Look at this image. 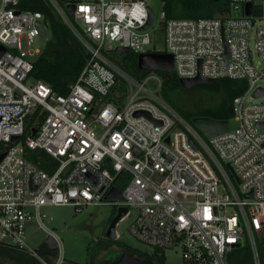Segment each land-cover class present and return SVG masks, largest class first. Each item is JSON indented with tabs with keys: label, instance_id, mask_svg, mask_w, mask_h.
I'll return each mask as SVG.
<instances>
[{
	"label": "built area",
	"instance_id": "built-area-1",
	"mask_svg": "<svg viewBox=\"0 0 264 264\" xmlns=\"http://www.w3.org/2000/svg\"><path fill=\"white\" fill-rule=\"evenodd\" d=\"M49 1L89 58L67 94L36 81L31 73L45 48L37 45L44 38L38 24L48 30L45 17L22 9V0H0V246L49 264L27 244L30 220L45 228L42 208L113 205L136 209L132 235L163 251L179 247L183 264H229L247 244L253 264H262L264 102L256 101L264 94L255 95L264 93V0H227L230 10L219 17L165 22L162 53L173 56L180 80L247 83L232 104L238 127L212 138L147 89L151 80L160 89V76L138 80L110 57L117 48L161 53L150 50L151 28L143 30L146 0H64L76 7L73 20L60 0ZM28 150L37 163L26 158ZM44 158L47 170L40 167ZM115 190L121 199L112 198ZM48 233L59 247L60 237ZM64 263L63 253L55 257L54 264Z\"/></svg>",
	"mask_w": 264,
	"mask_h": 264
},
{
	"label": "trees",
	"instance_id": "trees-1",
	"mask_svg": "<svg viewBox=\"0 0 264 264\" xmlns=\"http://www.w3.org/2000/svg\"><path fill=\"white\" fill-rule=\"evenodd\" d=\"M161 1L163 3L164 22L173 18H215L228 13L230 10L227 0ZM21 8L42 13L51 33L43 52L34 62L31 77L36 81L48 84L58 94H67L88 61V50L49 0H22ZM66 13L70 20H73V17L68 12ZM110 57L122 70L138 80H143L150 74V72L139 69L138 55L133 52L114 53ZM156 73L162 78L159 93L161 98L190 124L196 117L229 121L233 117L232 104L234 98L243 94L247 89V83L244 80L223 79L217 80L213 84L197 85L186 90L181 86L180 79L175 72L158 71ZM116 87L126 94L124 83L119 81ZM194 90H196L194 94L185 95V92H194ZM33 121L34 117L30 122ZM1 152H4L2 146H0ZM37 156L36 152L27 151L26 158L34 163H37ZM45 161L46 158L43 159L40 167L47 170ZM120 189L122 190L121 184ZM263 246L262 244L259 245V250L264 264ZM125 249L128 250V254L136 256L138 259L151 261L154 264L166 263L165 252L161 249L154 248L152 254L131 247ZM51 260L54 264L55 258L53 257ZM0 264H41V262L26 253L0 246ZM229 264H253L249 245L234 250L230 255Z\"/></svg>",
	"mask_w": 264,
	"mask_h": 264
},
{
	"label": "rangeland",
	"instance_id": "rangeland-1",
	"mask_svg": "<svg viewBox=\"0 0 264 264\" xmlns=\"http://www.w3.org/2000/svg\"><path fill=\"white\" fill-rule=\"evenodd\" d=\"M146 1L155 14V22L150 29L152 37L150 50L162 52L166 49L165 22L162 11L163 3L161 0ZM60 5L65 12H68L66 3L60 1ZM261 25L264 26V22ZM50 36L51 33L48 28L46 37L37 39V45L43 48L50 39ZM259 61L258 57H255V63L262 69L263 66ZM126 73L129 74L128 72ZM150 75L159 76L156 72L150 73ZM260 84L264 86V78ZM147 89L155 92V95L162 100L159 94L160 89L155 81L151 80L147 84ZM195 92L196 90L194 92H185V95L194 94ZM128 96H130V93ZM256 102H264V98ZM173 119L176 125H178L177 119L175 117ZM229 122L231 129L238 127V122L233 117ZM192 123L189 124L199 131L194 123ZM226 169L230 172L227 166ZM119 209L120 207L113 205L87 206L79 211L69 205L42 208V222L45 228L40 227L37 218H33L28 222V247L37 251L40 258L49 264H52L53 260L51 259L53 257L55 258L61 253H63L65 259L64 264H114L122 258L125 251L128 252L125 249L127 247L152 254L154 248L138 240L130 231L131 225L138 216V211L134 208H130L123 219L117 224V240L115 241V239L113 240L108 237L110 224L118 215ZM48 231H54L60 237L61 244L59 247L53 248L47 242V238L50 236ZM258 243L264 245V236L259 237ZM164 252L166 257L165 264H183L182 250L179 247L169 248ZM134 257L137 258L136 256ZM261 262L263 264L262 259Z\"/></svg>",
	"mask_w": 264,
	"mask_h": 264
},
{
	"label": "water",
	"instance_id": "water-1",
	"mask_svg": "<svg viewBox=\"0 0 264 264\" xmlns=\"http://www.w3.org/2000/svg\"><path fill=\"white\" fill-rule=\"evenodd\" d=\"M64 1V0H60ZM218 1V0H217ZM247 15H251V4H247ZM76 7L74 5H68L67 6V11L68 13L73 16L75 13ZM155 22V14L154 11L149 8V21L146 24V26L143 28V30H147L153 26ZM40 28V33L42 37L46 36V31L43 27V25L38 24ZM4 47H0V51L2 53L5 52ZM117 53H129V49L127 48H117L115 50ZM138 67L142 71H147V72H158V71H163V72H173L174 69V58L171 54H166V53H150V54H142L138 56ZM215 80L211 79H204L202 77H197L195 79L189 80V79H181L180 84L181 86L188 90L193 88L194 86L197 85H202V84H213L215 83ZM264 94L263 91L260 89L256 93V97ZM192 122L194 125L197 127V129L207 138H212L221 134H224L230 130V122L228 120L220 121V120H215L209 117H196L193 118ZM261 128H264V125H260ZM18 137H14V140H17ZM167 142L169 143V138L167 139ZM194 148L195 145L191 143ZM5 157V154L0 155V162L3 160ZM228 168L231 172V174L234 176L236 181L240 183V180L236 176L232 166L229 164ZM247 198L252 197V194L246 195ZM112 198H120L121 195L120 193L115 190L114 195H112ZM127 209L126 208H120L118 215L113 219V221L110 224L109 231H108V237L111 239H116V226L123 219V217L127 214ZM47 242L54 248L57 246L56 242L53 240L51 236L47 238ZM114 264H154L151 261H144L138 258H135L131 254H124L122 258Z\"/></svg>",
	"mask_w": 264,
	"mask_h": 264
},
{
	"label": "flooded vegetation",
	"instance_id": "flooded-vegetation-1",
	"mask_svg": "<svg viewBox=\"0 0 264 264\" xmlns=\"http://www.w3.org/2000/svg\"><path fill=\"white\" fill-rule=\"evenodd\" d=\"M112 221H113V220H112ZM116 240H117V239H115V241H116ZM127 253H128V252H126V251L124 252V254H127Z\"/></svg>",
	"mask_w": 264,
	"mask_h": 264
}]
</instances>
